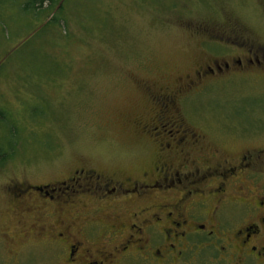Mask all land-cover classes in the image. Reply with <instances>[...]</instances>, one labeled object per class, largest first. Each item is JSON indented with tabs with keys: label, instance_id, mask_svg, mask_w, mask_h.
Returning a JSON list of instances; mask_svg holds the SVG:
<instances>
[{
	"label": "rangeland",
	"instance_id": "rangeland-1",
	"mask_svg": "<svg viewBox=\"0 0 264 264\" xmlns=\"http://www.w3.org/2000/svg\"><path fill=\"white\" fill-rule=\"evenodd\" d=\"M21 2L0 0V264H63L54 247L20 242L11 193L57 184L82 161L144 167L147 99L212 55H229L235 40L264 45V0H64L60 24ZM262 78L212 83L186 119L236 153L264 148ZM254 170L264 187V160Z\"/></svg>",
	"mask_w": 264,
	"mask_h": 264
},
{
	"label": "flooded vegetation",
	"instance_id": "flooded-vegetation-1",
	"mask_svg": "<svg viewBox=\"0 0 264 264\" xmlns=\"http://www.w3.org/2000/svg\"><path fill=\"white\" fill-rule=\"evenodd\" d=\"M231 47L147 99L153 119L138 126L144 167L82 161L57 184L12 192L20 242L54 247L63 264H264V187L254 170L264 148L215 145L184 112L227 76L264 80V45Z\"/></svg>",
	"mask_w": 264,
	"mask_h": 264
},
{
	"label": "trees",
	"instance_id": "trees-1",
	"mask_svg": "<svg viewBox=\"0 0 264 264\" xmlns=\"http://www.w3.org/2000/svg\"><path fill=\"white\" fill-rule=\"evenodd\" d=\"M20 4H22L21 7L26 11L27 14H33V17L36 19L41 18L43 15H46V17L49 18L52 12L53 15L50 21H52L53 23H61L59 14L64 10V0H22Z\"/></svg>",
	"mask_w": 264,
	"mask_h": 264
}]
</instances>
